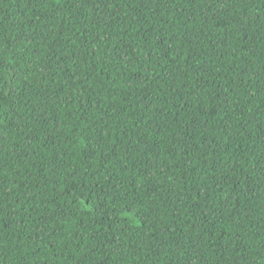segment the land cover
<instances>
[{"label":"trees","instance_id":"16d2710c","mask_svg":"<svg viewBox=\"0 0 264 264\" xmlns=\"http://www.w3.org/2000/svg\"><path fill=\"white\" fill-rule=\"evenodd\" d=\"M0 264H264V0H0Z\"/></svg>","mask_w":264,"mask_h":264}]
</instances>
